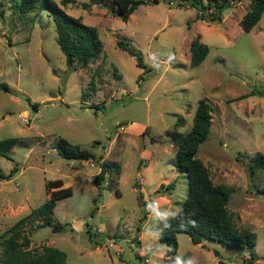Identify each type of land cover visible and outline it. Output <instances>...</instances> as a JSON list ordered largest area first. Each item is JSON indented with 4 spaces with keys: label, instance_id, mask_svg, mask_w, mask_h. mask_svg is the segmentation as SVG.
<instances>
[{
    "label": "rangeland",
    "instance_id": "rangeland-1",
    "mask_svg": "<svg viewBox=\"0 0 264 264\" xmlns=\"http://www.w3.org/2000/svg\"><path fill=\"white\" fill-rule=\"evenodd\" d=\"M53 1L95 27L100 53L69 71L49 13L39 7L20 13L18 0H0V83L9 88L0 89V139L17 138L0 156V239L49 196L44 183L60 179L71 192L56 200L52 219L63 228L51 231L38 220L23 224L30 241L25 249L55 247L64 253V264H141L139 255L146 264H167L155 227L179 211L187 192L186 174L172 164L170 134L189 129L197 99L205 98L211 123L196 157L213 184L233 187L226 207L238 229L255 235L251 264H264V196L254 191L264 187V168L248 172V160L264 156V10L243 31L239 20L251 0L232 1L221 13L228 17L223 26L196 19L195 8L178 0L140 4L126 20L103 7L111 0ZM204 13L209 17L213 8ZM194 36L208 52L190 66ZM117 40L134 48L149 69L138 67ZM129 123L144 124L146 133L135 134L137 126ZM58 138L94 158H62L52 148ZM100 160L106 173L97 185ZM152 198L159 206L141 220ZM175 237L176 264H244L248 258L245 248L211 239L194 244L181 232Z\"/></svg>",
    "mask_w": 264,
    "mask_h": 264
},
{
    "label": "trees",
    "instance_id": "trees-1",
    "mask_svg": "<svg viewBox=\"0 0 264 264\" xmlns=\"http://www.w3.org/2000/svg\"><path fill=\"white\" fill-rule=\"evenodd\" d=\"M156 0H111V5L102 3L103 7L111 13H116L122 20L128 19V16L140 4L150 3ZM168 3L173 0H167ZM182 1V2H181ZM214 1V0H213ZM234 0H218L211 3L207 1L204 6L201 0H178V5L183 2L188 6L194 7L198 12L196 19L208 23H219L221 13L230 8ZM64 5L70 0H60ZM181 2V3H180ZM94 3H100L94 0ZM87 4H84L86 7ZM116 6V8L114 7ZM211 6L213 13L208 17L205 15V9ZM39 7L49 13L56 32V43L60 52L64 56V63L69 71L76 68H84L90 61L95 60L100 53V41L97 38L95 27L84 24L79 17H73L67 14L53 0H18L17 11L24 13L29 9ZM114 7V9H113ZM264 10V0H251L246 12L239 20V26L243 31H249L251 27L259 20ZM116 45L133 56L135 64L145 68L140 55L128 43L117 40ZM208 52V47L194 36L189 42V65H198ZM0 89L8 92L6 84L0 83ZM89 89L94 91V86L90 82ZM83 95V93H81ZM29 102V99L25 97ZM35 109L36 103H31ZM89 107L98 108L99 105H90ZM211 107L205 98H199L191 118L189 129L185 132L172 130L170 141L175 148L173 157V166L175 170L184 172L187 177V192L178 212L168 219L160 220L156 227L155 233L160 241L166 245L165 255L167 264H176V233H185L190 241L194 244L200 243L202 239H211L221 242L227 247L235 250L245 248L248 250V258H243L244 264H251L256 258L252 247L255 244V235L251 231L240 230L233 220L232 213L228 211L226 204L230 197L233 187L223 183L213 184L207 168L202 161L196 157L198 145L204 141L207 136L211 123ZM182 123L181 118L176 123ZM174 123V126L177 124ZM146 126L142 134L146 133ZM153 140V139H152ZM17 142L15 137H6L0 139V156H6L10 148ZM52 148L58 155L66 159L86 160L93 159L94 155L88 151L80 150L76 144H71L63 138H58L52 144ZM101 159V157H99ZM106 162L100 161L99 171L94 177V183L99 184L106 173ZM115 175L118 173V164L113 165ZM264 168V156L255 154L248 160V172L251 176L257 169ZM15 171L11 168L6 176ZM115 176V177H116ZM0 177H4L0 174ZM45 190L49 191V196L37 207L32 208L27 214L18 218L2 235L0 245L2 252L0 255V264H64L65 255L61 250L52 246H41L40 250H27L29 237L24 234L23 224L32 223L38 220V226L48 225L51 231H59L63 228L60 223H53L52 212L56 200L70 195V188L62 187L60 179L47 180L44 183ZM161 186V185H160ZM170 189L171 184L166 185ZM256 194L264 196V187H254ZM141 198V197H140ZM146 206L145 204H143ZM146 216V208L141 220ZM217 255V252H213Z\"/></svg>",
    "mask_w": 264,
    "mask_h": 264
},
{
    "label": "built area",
    "instance_id": "built-area-1",
    "mask_svg": "<svg viewBox=\"0 0 264 264\" xmlns=\"http://www.w3.org/2000/svg\"><path fill=\"white\" fill-rule=\"evenodd\" d=\"M23 122L27 123L28 119L27 118H23ZM119 128L122 129V126L120 125ZM87 160H92V159L88 158ZM158 206H159V203H158V201L155 198L150 199V202L147 203L146 214H147V212L149 213L152 210V208H156ZM139 260H140L141 264H146L147 261H148L147 258H144L142 255L139 256Z\"/></svg>",
    "mask_w": 264,
    "mask_h": 264
},
{
    "label": "crops",
    "instance_id": "crops-1",
    "mask_svg": "<svg viewBox=\"0 0 264 264\" xmlns=\"http://www.w3.org/2000/svg\"><path fill=\"white\" fill-rule=\"evenodd\" d=\"M224 14H222V16H221V21L218 23V24H221L222 26H223V19L226 17L225 15L223 16ZM226 18H228V17H226ZM130 125H133V126H137L136 128H135V134H138V133H140L143 129H144V127H145V125L144 124H136V123H129V125L128 126H130ZM103 159V158H102ZM101 161V160H100ZM148 214H146V216H147ZM140 256V255H139Z\"/></svg>",
    "mask_w": 264,
    "mask_h": 264
},
{
    "label": "water",
    "instance_id": "water-1",
    "mask_svg": "<svg viewBox=\"0 0 264 264\" xmlns=\"http://www.w3.org/2000/svg\"><path fill=\"white\" fill-rule=\"evenodd\" d=\"M153 196V195H152ZM240 260H242V259H240Z\"/></svg>",
    "mask_w": 264,
    "mask_h": 264
},
{
    "label": "clouds",
    "instance_id": "clouds-1",
    "mask_svg": "<svg viewBox=\"0 0 264 264\" xmlns=\"http://www.w3.org/2000/svg\"><path fill=\"white\" fill-rule=\"evenodd\" d=\"M120 126V125H119Z\"/></svg>",
    "mask_w": 264,
    "mask_h": 264
}]
</instances>
